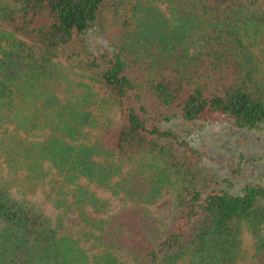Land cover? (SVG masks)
Listing matches in <instances>:
<instances>
[{"label":"trees","instance_id":"trees-1","mask_svg":"<svg viewBox=\"0 0 264 264\" xmlns=\"http://www.w3.org/2000/svg\"><path fill=\"white\" fill-rule=\"evenodd\" d=\"M106 7L113 46L70 53ZM0 22V264H246V230L264 264V183L229 190L165 125L179 109L264 133V0H0Z\"/></svg>","mask_w":264,"mask_h":264},{"label":"rangeland","instance_id":"rangeland-1","mask_svg":"<svg viewBox=\"0 0 264 264\" xmlns=\"http://www.w3.org/2000/svg\"><path fill=\"white\" fill-rule=\"evenodd\" d=\"M112 24V11L106 7L94 30L85 36L75 35L74 41L69 45V52L83 55L85 48L89 51H96L98 48H111L114 44ZM0 25L4 26L1 22ZM63 60L66 61L67 65L69 64L66 58ZM110 117L112 120L116 119L117 114L114 113ZM165 125L174 127L187 135L191 145L199 149L202 156L194 159H198L202 166L215 172L221 181L224 180L223 184L229 190L239 192L249 182L264 183V133L239 130L228 123L186 122L183 120L179 109L173 110L171 120ZM97 190L99 195L108 201L110 210H118L123 205L122 196L114 195L108 189ZM46 192L47 189L40 186V189L33 192L32 195L34 194L35 197L40 199L48 213L56 216L58 211L45 199L44 194ZM35 197L33 196V198ZM151 209L159 220L161 227L168 230L175 211V198L172 191L166 189L163 197ZM91 216L95 215L91 214ZM66 224V230L79 238L83 246L89 247L92 253L96 252L95 248L91 249V241L87 236V232L91 230V227L85 226L80 221L79 215L68 217ZM253 249V238L246 230L243 251V261L246 264L252 262ZM118 257L122 264L130 262L129 257L124 253H118ZM180 264H187V261H182Z\"/></svg>","mask_w":264,"mask_h":264}]
</instances>
